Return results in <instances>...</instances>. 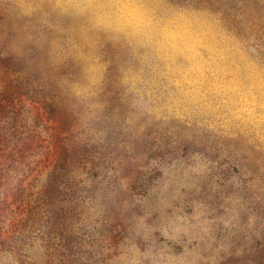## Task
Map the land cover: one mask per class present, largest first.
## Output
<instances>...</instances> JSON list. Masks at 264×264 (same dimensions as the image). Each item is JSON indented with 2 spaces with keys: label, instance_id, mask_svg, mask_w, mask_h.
Returning a JSON list of instances; mask_svg holds the SVG:
<instances>
[{
  "label": "rangeland",
  "instance_id": "1",
  "mask_svg": "<svg viewBox=\"0 0 264 264\" xmlns=\"http://www.w3.org/2000/svg\"><path fill=\"white\" fill-rule=\"evenodd\" d=\"M0 264H264V0H0Z\"/></svg>",
  "mask_w": 264,
  "mask_h": 264
}]
</instances>
